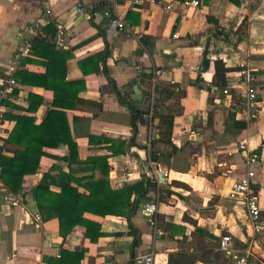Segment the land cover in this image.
<instances>
[{"label":"crops","instance_id":"crops-1","mask_svg":"<svg viewBox=\"0 0 264 264\" xmlns=\"http://www.w3.org/2000/svg\"><path fill=\"white\" fill-rule=\"evenodd\" d=\"M163 1L172 2L171 9L166 10ZM163 1L161 4L131 5L121 0L115 4L107 0H0V82L14 65L17 45L24 38L34 37L28 28L30 21L46 4H52L54 15L66 23V46H55V50L69 54L65 62L62 58L57 60V76L65 70L66 81L83 79L85 88L78 96L88 101L78 102L66 111L79 159L95 153H109L105 149L97 150L98 143L90 144V134L108 138L116 144L123 143L124 153L109 158L111 187L119 189L137 182L144 174L156 177L159 189L173 192L165 195L162 202L158 201V214L177 226L164 231L159 238L153 237L142 209L146 201L159 195L158 191L150 190L131 218L140 238L137 246L133 244L135 236L126 218L114 215L85 214L88 219L100 223L103 234L97 242L84 238L81 227H75L63 238L57 218L43 221L35 202L31 199L24 202L26 194L55 162L54 156L66 154L67 147L59 145L46 149L48 154L40 157L35 173L23 177L17 193L9 191L0 180V264H49L44 257L58 256L60 245L69 250L77 245L84 246L86 252L81 264H126L148 252L154 253V264H166L169 252L191 251L195 246L194 227L183 220L184 215L195 219L199 227L217 237L230 235L232 245L241 254L249 252L258 262H264L263 240L250 229L238 200L229 195L233 183L247 169L240 144L257 148L264 137V0H200L198 8L186 7L180 0ZM77 3L87 17L73 9ZM112 16L123 18L127 26L115 35L107 31ZM218 30L222 31L220 36H217ZM100 54H106L108 75L137 107L139 101L130 98L129 89L137 85L141 93H147L152 78L174 82L184 91V95L165 102L164 111L167 107L173 108L166 112L174 115L172 142L177 148L169 165L160 164L155 168L148 159V150L143 148L152 121H138L131 143L129 110L118 100L100 60L92 58L80 65L81 61ZM204 54L210 60L209 67L197 80ZM24 57L28 60L22 63ZM218 59L229 68L227 85L240 81L242 68L251 71L259 106L255 120H247L237 100L214 85V61ZM43 62V55L27 53L20 58L14 72L21 69L43 75L46 71ZM146 73H151L152 78L140 82ZM17 82V98L9 102L14 106H8L6 113L32 115L35 123H39L53 106V91L39 84ZM232 91L237 92V89ZM29 94L42 98L32 113L26 110ZM6 126L10 134L15 120L8 118ZM102 145L110 147L111 143ZM157 147L162 152H170L168 146L159 144ZM6 149L4 153L11 156L14 150L22 147L9 143ZM252 168L255 177L251 190L264 211V157ZM63 169L68 170L67 166ZM158 172L163 174L164 181H160ZM173 181L186 186L172 185ZM52 189L58 190L55 186ZM15 198L20 200L19 205H10ZM35 214H39V220L34 218ZM188 242L193 246L186 247ZM220 254L219 264H234L230 254L221 251ZM195 264L204 263L197 261Z\"/></svg>","mask_w":264,"mask_h":264},{"label":"trees","instance_id":"trees-1","mask_svg":"<svg viewBox=\"0 0 264 264\" xmlns=\"http://www.w3.org/2000/svg\"><path fill=\"white\" fill-rule=\"evenodd\" d=\"M222 31L218 30L217 36ZM227 34V33H226ZM56 29L53 25L42 27L36 36L31 38L32 47L28 54L43 55L45 62L43 65L46 71L43 75H37L25 72L21 69L14 72L13 76L21 83L30 82L39 84L44 88L53 91L54 98L52 108L48 109L39 123H35L32 115H10L5 113V117L15 120V126L8 135L6 144L13 143L22 149H16L11 156L3 151L0 153V180L4 186L11 192L17 193L22 185L23 177L26 174L35 173L39 166L40 157L48 154L46 149L56 148L59 145H65L67 152L63 157L54 156L55 162L43 174L37 185L26 194L24 202L31 199L35 202L38 212L43 221L50 218H57L59 222V234L65 238L75 227L83 229L84 238L90 242H97L102 236L100 223L88 219L85 214L97 216H122L125 217L130 230L134 233V246L140 243V238L135 231L131 218L138 209L141 200H146L150 190H156L159 193L158 201L162 202L165 195L173 194L168 189H159L157 179L149 178L145 174L137 182L125 184L119 189H113L109 181L110 163L109 158L112 155L124 153L123 143L113 142L108 138L89 135L90 144H100L97 150H108L107 154H92L84 160L78 157L77 144L72 138L66 111L73 108L78 102L83 101L78 92L85 88L83 79L75 81H66L64 71L57 76V60L62 58L65 62L69 54L61 53L55 50ZM238 40V39H237ZM59 52V53H58ZM98 59L103 64L102 71L106 75L109 83L112 85L121 105L128 108L132 126L131 143L137 133L140 113L136 111L137 106L130 100L126 93L117 87L114 80L108 75L105 66L106 54L94 55L80 62H86L89 59ZM28 60L22 58L21 62ZM210 60L204 54L201 62L199 75L209 67ZM95 70L99 68L95 67ZM84 71H87L84 69ZM229 71L221 60L214 61V85L221 91L227 86L226 72ZM4 77V76H3ZM59 77V78H58ZM152 74L146 73L140 78V82L145 79H151ZM147 90V111L151 117V130L147 144L143 148L148 150V159L150 163L159 168L160 164L169 165L172 153L177 148L172 142V128L174 115L171 112L164 111L166 101L177 96L184 95V91L178 89V84L174 82L157 81L151 83ZM17 90H15V93ZM234 93V92H233ZM235 97V93L233 95ZM29 107L26 109L32 113L42 102L40 96L28 95ZM11 103H6V108ZM104 142H110L111 146L102 145ZM165 145L170 148V152H162L158 145ZM7 150L6 147L4 151ZM64 166L68 170L64 171ZM77 173H84L76 176ZM175 186H186L177 181L171 183ZM58 190H53L52 187ZM179 196V195H178ZM158 224L164 231H170L177 226L165 221L163 217L157 214ZM183 220L189 222L196 234L195 246L193 250H177L167 254L166 264H195L200 261L204 264H219L221 254L218 250L220 237L205 231L198 226L197 221L186 215ZM181 231L184 230L181 228ZM184 236V235H183ZM239 247V246H238ZM241 248V247H239ZM242 249V248H241ZM86 248L77 245L69 250L60 245L58 256H45L44 261L49 264H81ZM126 264H134L129 261Z\"/></svg>","mask_w":264,"mask_h":264},{"label":"built area","instance_id":"built-area-1","mask_svg":"<svg viewBox=\"0 0 264 264\" xmlns=\"http://www.w3.org/2000/svg\"><path fill=\"white\" fill-rule=\"evenodd\" d=\"M111 3H116L119 0H107ZM131 3V5H143V4H161V1L157 0H121ZM182 4L189 8H198L201 4L200 0H180ZM165 4V9L169 10L172 7V2L163 1ZM73 9L87 17L86 12L82 6L77 3L73 6ZM47 25H53L56 29L55 44L60 48L66 46V23L61 18L57 17L53 13L52 4H46L42 11L35 16L29 23L28 28L34 34L37 35L39 30ZM126 23L121 17L112 16L109 21V26L107 31L115 35L119 30L126 29ZM32 47L31 39L24 38L17 45L13 60L14 65L9 70V72L2 77L0 82V153L6 147V140L9 135V129L6 126L7 118L6 113V103L14 101L17 97L15 90L18 88V82L14 78L13 74L16 66L18 65L20 58L23 55L29 53ZM240 81L237 83L229 84L223 89V93L226 96L235 98L237 104L240 108V112L246 115V119L251 121L255 120L259 114L258 106V94L256 88L253 85L254 77L251 71L247 68H242L239 72ZM152 83H154L155 78H152ZM232 89H237V92L232 91ZM235 97H233L234 93ZM150 116V114L148 113ZM240 149L245 153V166L246 171L238 180H236L230 191V198L238 200L240 206L244 209L248 225L252 232L259 236L264 242V211L259 206L256 197L253 195L251 190V185L254 182L255 172L253 170L254 165H258L264 157V137L257 148H249L246 143L240 144ZM20 200L15 198L10 201V205H19ZM143 212L147 217V223L154 238H159L164 235V230L158 224V196L155 195L153 200L146 201L142 206ZM25 215L28 213L25 211ZM39 214H35L34 218L39 220ZM218 250L230 254L234 259V264H264L260 263L255 259L249 252H244L243 254L232 245V238L228 234H223L220 236L218 243ZM154 253L148 252L146 254L137 256L134 258V264H154Z\"/></svg>","mask_w":264,"mask_h":264},{"label":"water","instance_id":"water-1","mask_svg":"<svg viewBox=\"0 0 264 264\" xmlns=\"http://www.w3.org/2000/svg\"><path fill=\"white\" fill-rule=\"evenodd\" d=\"M129 93L131 99L139 101V106L136 108V111L140 113V121L149 123L151 121V117L148 115L146 107L147 93H141L137 85H133L132 88L129 89ZM157 175L160 181H164V177L161 172H158Z\"/></svg>","mask_w":264,"mask_h":264},{"label":"rangeland","instance_id":"rangeland-1","mask_svg":"<svg viewBox=\"0 0 264 264\" xmlns=\"http://www.w3.org/2000/svg\"><path fill=\"white\" fill-rule=\"evenodd\" d=\"M167 110H168V111H172V110H173V108H169V107H167V108H166V111H167ZM187 246H188V247H192V246H193V244H192L191 242H188V243L186 244V247H187ZM229 264H232V263H231V262H229Z\"/></svg>","mask_w":264,"mask_h":264}]
</instances>
